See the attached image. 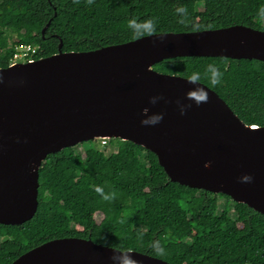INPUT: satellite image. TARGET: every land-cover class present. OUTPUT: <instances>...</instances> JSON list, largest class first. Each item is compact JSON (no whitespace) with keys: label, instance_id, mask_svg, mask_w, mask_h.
Returning a JSON list of instances; mask_svg holds the SVG:
<instances>
[{"label":"trees","instance_id":"obj_1","mask_svg":"<svg viewBox=\"0 0 264 264\" xmlns=\"http://www.w3.org/2000/svg\"><path fill=\"white\" fill-rule=\"evenodd\" d=\"M262 7L264 0H0V69L22 45L34 50L30 60L36 61L57 54L60 42L69 53L134 41L128 27L133 19H155L154 34L236 25L264 31ZM209 64L223 74L219 85L205 75ZM153 69L187 79L199 72L198 82L244 124L264 127V63L180 57ZM78 146L80 151L65 148L43 161L32 219L0 225V264L62 238L131 249L168 264H264V216L225 195L171 182L156 156L131 142L110 139L104 150L92 141Z\"/></svg>","mask_w":264,"mask_h":264},{"label":"water","instance_id":"obj_2","mask_svg":"<svg viewBox=\"0 0 264 264\" xmlns=\"http://www.w3.org/2000/svg\"><path fill=\"white\" fill-rule=\"evenodd\" d=\"M61 46L52 56L0 69V225H22L35 215L39 169L48 155L97 139L140 146L171 182L225 195L264 216V127L244 124L204 84L153 69L180 57L264 63V31L236 25L154 34L88 52L66 53ZM197 87L208 93L199 105L186 99ZM159 96L164 99L152 104ZM177 101L192 105L185 115ZM158 114L160 123L142 125ZM244 176L252 181L242 182ZM114 252L127 253L62 238L11 264H113ZM130 255L139 264H168Z\"/></svg>","mask_w":264,"mask_h":264},{"label":"clouds","instance_id":"obj_3","mask_svg":"<svg viewBox=\"0 0 264 264\" xmlns=\"http://www.w3.org/2000/svg\"><path fill=\"white\" fill-rule=\"evenodd\" d=\"M74 2L78 3L79 0H74ZM88 4H92L94 0H87ZM179 12L182 13L184 16L187 15V10L184 8L179 9ZM260 18L264 19V7L260 9ZM181 23H184V20L182 19L180 21ZM128 27L133 31V38L134 39H140L144 36H152L154 35L156 31V21L155 19H148L143 22H138L137 20L133 19L128 22ZM205 75L208 76L210 83L213 86L219 85L221 83L222 78V72L220 71L219 67L215 64H209L207 66ZM200 79V73L194 72L192 73L189 78L188 82L192 84H196ZM164 99L163 96L159 97H153L151 99V103L155 104L158 100ZM186 99L189 101L195 102L197 105H199L202 102L208 101V93L205 89L197 87L193 90H190L186 94ZM177 104L180 107V114L185 115L187 110L191 108V104H182L180 101H177ZM145 114H147L148 109L144 110ZM163 120V115H152L148 117L147 119H144L141 121L142 125L148 126V125H156L160 123ZM208 166V165H206ZM252 177L251 176H244L242 178V182H251ZM155 250L158 252V254H162L163 249L160 248L158 245H154ZM131 249H128L127 253H121V252H114V255L111 257V260L113 264H139V262L130 255Z\"/></svg>","mask_w":264,"mask_h":264},{"label":"built area","instance_id":"obj_4","mask_svg":"<svg viewBox=\"0 0 264 264\" xmlns=\"http://www.w3.org/2000/svg\"><path fill=\"white\" fill-rule=\"evenodd\" d=\"M34 53V50L30 46H19L15 49V54L11 60L10 65L17 64V63H27L30 60V54ZM99 141V145L101 147L106 145L107 139H97Z\"/></svg>","mask_w":264,"mask_h":264},{"label":"rangeland","instance_id":"obj_5","mask_svg":"<svg viewBox=\"0 0 264 264\" xmlns=\"http://www.w3.org/2000/svg\"><path fill=\"white\" fill-rule=\"evenodd\" d=\"M17 64H24V63H17ZM92 142H94V144L97 146V148L98 149H100V150H104L105 148L106 149H109V147H105V148H101V146L99 147V141H97V140H93ZM91 143H88V144H86V145H90ZM101 145V144H100ZM76 147H77V150H81V148L78 146V145H76ZM90 170H92V166L90 167ZM219 199H221L220 197H218ZM221 202L223 203V200H221ZM183 219V217H178V220H182ZM190 235H193V234H190Z\"/></svg>","mask_w":264,"mask_h":264}]
</instances>
